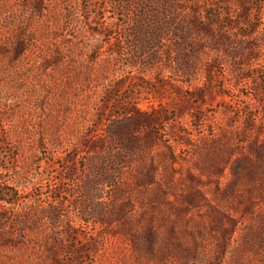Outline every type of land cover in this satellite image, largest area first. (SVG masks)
I'll use <instances>...</instances> for the list:
<instances>
[{
    "label": "rangeland",
    "instance_id": "obj_1",
    "mask_svg": "<svg viewBox=\"0 0 264 264\" xmlns=\"http://www.w3.org/2000/svg\"><path fill=\"white\" fill-rule=\"evenodd\" d=\"M179 6L0 0V264H260L264 0Z\"/></svg>",
    "mask_w": 264,
    "mask_h": 264
},
{
    "label": "trees",
    "instance_id": "obj_2",
    "mask_svg": "<svg viewBox=\"0 0 264 264\" xmlns=\"http://www.w3.org/2000/svg\"><path fill=\"white\" fill-rule=\"evenodd\" d=\"M144 1L146 3L158 7L159 9L163 10L166 13L172 12L173 10L180 8L179 5L181 3H187L188 5H190L186 10L187 21L186 22L182 21L181 25L193 26L195 28V30L193 31H195L196 34L199 35L202 33H208L212 35L214 32H216V30L213 29L214 26H223L221 22L224 19L222 15L223 12H225V10L223 9L222 10L223 12H218V13L207 12L205 14V10L204 9L201 10L200 7L197 6L198 4L202 3V0L201 2L199 0H144ZM223 3H225V1H223ZM207 5L209 6V4ZM211 7H216V6L210 4L209 8ZM198 13L205 14L206 16L204 15V17H198L197 15ZM156 14L159 13L157 12ZM144 23L145 22L142 21L141 25L143 26ZM150 24L161 25V23L158 21H151ZM220 36H222L220 40H223L225 38L223 34H220ZM216 39L213 38V43H214L213 45H215ZM189 68L190 66L187 63L182 65V71L189 70ZM139 116H143V117L140 118ZM129 120H130L129 128H125V130L122 129L119 130V128H122L123 126L118 125L112 130H110V135L112 139L119 142L120 147L126 149V151L130 152L131 154L134 153V151H136L138 146L142 147L141 146L142 143H144L143 144L144 148H146L144 151H146L151 146L150 139L152 133H147L148 135L144 140L138 138L137 133L139 134L140 130H142L143 128L148 129V131L150 132V130H152L153 127L152 120L150 119V117H145L144 115H138L137 117L135 118L132 117ZM89 210L90 213H94L96 211V208L92 206V208H89ZM53 217L54 216H52L51 218ZM253 237H255L254 241L250 243V248L252 250V253L255 254L261 252L259 253L261 254L260 264H264V218L262 219L257 235H253Z\"/></svg>",
    "mask_w": 264,
    "mask_h": 264
}]
</instances>
